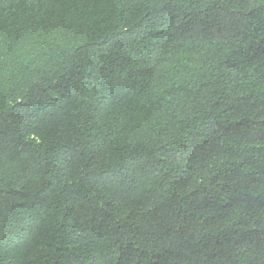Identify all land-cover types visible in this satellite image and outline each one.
<instances>
[{
    "label": "trees",
    "instance_id": "1",
    "mask_svg": "<svg viewBox=\"0 0 264 264\" xmlns=\"http://www.w3.org/2000/svg\"><path fill=\"white\" fill-rule=\"evenodd\" d=\"M0 264H264V0H0Z\"/></svg>",
    "mask_w": 264,
    "mask_h": 264
}]
</instances>
